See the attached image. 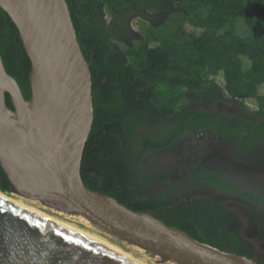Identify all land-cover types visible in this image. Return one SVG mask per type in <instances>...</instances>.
<instances>
[{
  "label": "trees",
  "instance_id": "obj_1",
  "mask_svg": "<svg viewBox=\"0 0 264 264\" xmlns=\"http://www.w3.org/2000/svg\"><path fill=\"white\" fill-rule=\"evenodd\" d=\"M65 1L92 81L93 121L80 168L85 187L198 242L252 260L251 245L235 234L236 218L229 225L225 218L230 215L221 205L215 209L204 197L193 205L182 196L175 205L155 198L134 201L145 195L134 182L139 170L134 165L142 154L170 146L185 132L238 136L245 146L264 137V0ZM125 20L136 32L143 20L149 30L120 51L115 42L133 37L125 34ZM164 26L170 27L168 33H156ZM0 56L28 100L30 62L16 27L2 11ZM234 102L259 120L214 112L217 105ZM6 104L12 108L8 95ZM204 104L209 111L199 109ZM159 124L163 132L157 137L135 131ZM242 128L251 130L249 135ZM0 192L9 193L1 169ZM257 264H264V254Z\"/></svg>",
  "mask_w": 264,
  "mask_h": 264
},
{
  "label": "water",
  "instance_id": "obj_2",
  "mask_svg": "<svg viewBox=\"0 0 264 264\" xmlns=\"http://www.w3.org/2000/svg\"><path fill=\"white\" fill-rule=\"evenodd\" d=\"M30 62L26 100L0 56V169L9 193L82 217L172 264H257L198 242L85 187L93 121L89 65L65 0H0ZM9 96L14 111L6 104ZM0 264H136L72 226L0 196Z\"/></svg>",
  "mask_w": 264,
  "mask_h": 264
},
{
  "label": "flooded vegetation",
  "instance_id": "obj_3",
  "mask_svg": "<svg viewBox=\"0 0 264 264\" xmlns=\"http://www.w3.org/2000/svg\"><path fill=\"white\" fill-rule=\"evenodd\" d=\"M123 28L128 37H135L128 20ZM230 105L232 109H228V105H217L214 112L249 122L259 120L243 112L237 103ZM9 109L14 111L13 107ZM199 109L208 110L205 104ZM161 128L160 124L137 126L135 131L157 137L163 132ZM241 131L245 136L251 132L243 128ZM241 141L238 136L218 135L212 130L195 134L185 132L170 146L142 154L134 165L139 168L134 172V182L141 186L145 195L135 196L133 200L155 198L158 202L168 200L175 205L182 196L188 205H193L195 199L207 198L215 209L221 205L230 215L225 218L229 225L235 223L232 220L236 218V236L254 249L252 243L264 242L260 237L261 233L264 235V137L255 139L249 146L242 145ZM202 177L204 182L199 180ZM214 221L218 225V218ZM231 229L232 226L228 227L229 231Z\"/></svg>",
  "mask_w": 264,
  "mask_h": 264
},
{
  "label": "rangeland",
  "instance_id": "obj_4",
  "mask_svg": "<svg viewBox=\"0 0 264 264\" xmlns=\"http://www.w3.org/2000/svg\"><path fill=\"white\" fill-rule=\"evenodd\" d=\"M145 22V21H144ZM143 20L139 21V25H138V31L136 32V27L132 24V28L130 31L132 32V34H135L138 36L142 35L143 33L147 32L149 30V27L146 23H144ZM169 26H164L162 28H159L156 33L160 34L163 30L165 33H168L169 31ZM135 30V32H134ZM137 37L130 38L126 41L125 43H120V42H115V47L120 50V51H124L128 46H133L136 44V41L138 40ZM137 39V40H136ZM189 105V103L187 104ZM228 109H232L231 105ZM255 171H257L255 169ZM259 172V171H257ZM255 173L256 176H258V173ZM2 193V192H0ZM5 194L7 196L11 195L10 193H2ZM15 195V194H14ZM15 197H18L17 195H15ZM20 198V197H18ZM22 199V198H20ZM23 203L28 206L31 207L32 209H35L36 211H38L39 213L46 215L50 218L56 219L58 221H61L62 223L72 226L73 228L89 235L92 236L98 240H100L103 243L108 244L109 246L113 247L114 249L116 248V250L122 252L124 255H126L127 257L135 260L138 264H172L170 262H161L159 257L153 256L151 254H149L146 251H142L139 250V248L132 246L130 244H127L125 242L119 241L113 237H111L110 235L102 232L101 230H99L98 228H96L95 226H93L92 224H90L88 221H86L85 219H83L82 217L76 216V215H70V214H66L64 212H61L59 210H57L54 207H51L49 205L43 204L41 202L38 201H30V200H26V199H22ZM254 246L253 252H254V257L252 259V261H254L255 263H257V260L264 254V242H254L252 243Z\"/></svg>",
  "mask_w": 264,
  "mask_h": 264
},
{
  "label": "bare ground",
  "instance_id": "obj_5",
  "mask_svg": "<svg viewBox=\"0 0 264 264\" xmlns=\"http://www.w3.org/2000/svg\"><path fill=\"white\" fill-rule=\"evenodd\" d=\"M0 196L1 197H4V198H6V199H8V200H11V201H13V202H15V203H17V204H20V205H23V206H25V207H28V206H26L24 203H23V200L22 199H20V198H18V197H15V195L14 194H11V195H9V196H7V195H5V194H2V193H0ZM28 208H30V209H32L31 207H28ZM32 210H35V209H32ZM36 211V210H35ZM38 212V211H37ZM92 237V236H91ZM94 238V237H93ZM106 244V243H105ZM108 245V244H107ZM116 249V248H115ZM139 250H142V249H139ZM143 251V250H142ZM129 258V257H128ZM131 261H133V262H135L136 264H138L135 260H133V259H131V258H129Z\"/></svg>",
  "mask_w": 264,
  "mask_h": 264
}]
</instances>
